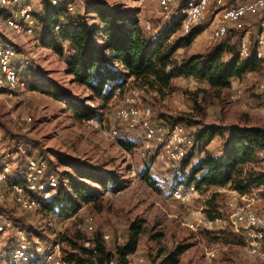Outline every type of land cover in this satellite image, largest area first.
Masks as SVG:
<instances>
[{
    "label": "rangeland",
    "instance_id": "374dc122",
    "mask_svg": "<svg viewBox=\"0 0 264 264\" xmlns=\"http://www.w3.org/2000/svg\"><path fill=\"white\" fill-rule=\"evenodd\" d=\"M64 1L61 0L62 3ZM66 1L72 2L75 9L63 13L61 25L87 15V2L102 1L112 7L138 13L137 18L141 19L143 28L149 22L152 33H156L169 21L183 17L185 4L189 0H177L178 7L169 16L163 14L153 0ZM32 2L36 36L23 35L8 28L4 21L5 15H0V40L20 50L21 56L18 58L22 60V66L20 63L18 67L27 82L25 89L13 94L0 89V163L14 160L16 153L19 154L18 160L22 166L29 157H43L59 178L62 173L75 174V168L80 166L90 169L97 176L111 174L117 187H114L112 181L103 187L85 177L84 180L95 187L98 195L91 201L82 202V209H79L76 217L75 213L62 215L46 207L28 212L19 210L11 189L14 181L0 183V203L6 209L0 216V222L9 225L0 233L2 247L11 250L18 242L19 232L27 236L25 230L14 226L12 222L13 217L27 215L30 222L36 225L35 230L42 231L46 239L41 241L35 237L28 238L32 246L36 243L44 247V250L37 255V261L21 264H45L46 251L56 247L63 257V251L70 248L65 239L74 236L77 221L92 216L96 229L103 234H110L111 239L106 243L109 249L129 239L132 225L141 226L137 248L128 255L130 264H140V258H144L147 264L159 263L167 252L180 245L186 249L180 255L178 264H264V260L247 251L245 236L232 223L227 225L226 222L225 225L205 229H194L191 226L194 224L192 222L208 217L209 209L214 210L208 204L214 198L219 213L228 214L225 202L235 197L229 185L204 192L199 190V195L195 194L186 201L173 199L169 192L175 184L186 182L190 169L206 152L219 153L231 127L238 124L264 126V64L260 63L257 69L241 77H234L231 86L219 92L211 89L206 81H193L191 77L183 75H176L170 86L160 91L127 78L108 101L91 100L84 87L72 83L71 78H68L63 70V57L44 45L48 32L39 20L42 16L41 0ZM92 17L89 14L86 18L94 23ZM210 21L211 18L206 17L202 27H208ZM252 26L246 32H241V35L253 42L257 28L254 24ZM208 33L209 30L201 41L186 49H178L175 57L204 52L206 47L198 45H203L205 39L207 43L211 42ZM178 37L179 34H173L169 39L173 41ZM241 38L234 35L228 41L235 45L237 42L239 44ZM227 57L229 54L224 55L225 59ZM52 82L66 90L71 100L98 107L97 114L88 120L75 119L67 100L57 96L55 90L48 86ZM126 93L139 104L150 106L153 120H169L172 124L181 125L192 142L188 152L191 156L189 165L159 160L157 143V147L150 148V142L142 137L139 129L129 130L114 119V109ZM113 123L120 126L118 137L110 133V125ZM209 126H218L222 130L207 142V135L199 138L198 133ZM121 139L134 143L135 147L127 150L120 144ZM257 157L242 166L244 171L264 170V156L260 153ZM159 181H164L165 189L158 187ZM64 183L68 186L67 177ZM247 193L246 197H239L238 200L253 207L260 200L261 206L255 208L264 212V187L252 186ZM209 252H213L214 256L211 257ZM0 262L12 264L8 257L2 258Z\"/></svg>",
    "mask_w": 264,
    "mask_h": 264
},
{
    "label": "trees",
    "instance_id": "16d2710c",
    "mask_svg": "<svg viewBox=\"0 0 264 264\" xmlns=\"http://www.w3.org/2000/svg\"><path fill=\"white\" fill-rule=\"evenodd\" d=\"M30 2L34 9L32 0ZM66 3L65 0L53 5L49 0H41L42 16L39 20L48 32L44 45L63 58L66 52L70 51L64 59L65 73L71 77L72 83L84 87L89 92L91 100L108 101L127 78L160 91L169 87L176 75H183L206 81L211 89L219 92L229 88L234 77H241L244 73L257 69L260 63L263 64L253 50L249 56L241 57L238 42L231 45L230 41H211L204 52L184 54L177 58L175 52L182 47L186 49L200 33L199 25L194 26L189 33L170 41L169 37L175 35L180 28L183 17L172 20L161 31L152 33V29L144 30L132 11L112 7L102 1L87 2L86 14L93 16L94 23L89 22L87 15H83L67 25H61V17L67 10ZM8 14L9 12L0 5V15ZM225 54H229L227 59L224 58ZM48 86L55 90L57 96L67 100L75 119L88 120L97 114L98 107L71 100L69 93L53 82ZM166 122L178 125L169 120ZM221 130L218 126H209L198 135L199 138L207 135V142H210ZM229 130L230 133L224 137L219 153L206 152L192 166L186 182L179 183H194L201 192L229 185L231 189L244 195L252 186L264 187V170L244 171L242 168L245 163L256 160L258 154H264V126L238 124ZM120 144L127 150L135 147L134 143L124 139L120 140ZM190 159L191 156L187 153L182 160L173 164L187 166ZM75 174H61L58 191L43 204L42 209L46 207L62 215L76 213L82 202L91 201L98 195L95 187L84 180L85 177L95 180L103 187L112 181L114 187H117L116 181L109 173L97 176L90 169L78 166L75 168ZM66 177L68 186L64 185ZM214 199L208 202L214 208L207 211L208 217L220 214ZM5 212V207L0 203V216ZM12 222L14 226L25 230L28 238L35 237L45 241L44 233L35 230L36 225L30 222L27 215L13 217ZM141 231L140 225H132L129 239L109 249L102 231L96 229L88 235L77 229L74 236L66 237L70 248L63 251L62 259L66 264H109L111 260L115 264H130L128 255L135 252ZM88 238L92 240V246L85 247L84 242ZM262 248L264 250V245ZM185 249L184 245H180L167 252L159 263L152 264H178Z\"/></svg>",
    "mask_w": 264,
    "mask_h": 264
},
{
    "label": "bare ground",
    "instance_id": "6f19581e",
    "mask_svg": "<svg viewBox=\"0 0 264 264\" xmlns=\"http://www.w3.org/2000/svg\"><path fill=\"white\" fill-rule=\"evenodd\" d=\"M49 1H51L53 5L61 3V0ZM153 1L157 2V0ZM172 3H177V0H172ZM0 5L3 7V9L9 12V14L4 17L5 24L8 28L20 34L23 33V35L26 34L27 36H36L33 13L34 10L30 0H0ZM185 5L182 23L179 28V35L188 33L187 26H184L188 22V12L190 10L197 9V14L206 15L208 13V6H211V0H189ZM25 6L27 7L24 8ZM65 6L70 12L75 9L72 2H67ZM215 17V22H217V14ZM198 24L200 23L193 24L191 29ZM151 29L152 28L150 27H146V25L144 26V30L146 31H150ZM218 30H225V17H218ZM209 39L214 41L213 29L209 31ZM3 41L0 40V89L4 90V92L7 94H13L25 89L27 82L21 76L20 67H18L20 62L18 59L20 56L19 49L15 45L4 43ZM252 50L255 52L257 59H261L264 64V50ZM252 50L247 53H243V50H239V53L241 57L245 58L252 53ZM7 55L10 56L7 57ZM261 87H263V85H261ZM122 109H124V112H126L128 118L131 120V125H139L144 121V126H151V123L153 126H160V121H155L152 119V108L148 105L139 104L133 96L129 95V93L124 94L122 102L114 109V119L124 125L119 112V110ZM165 123L166 125H170L166 121ZM117 125L115 123L110 125V133L113 137L119 136L120 126ZM170 129L171 130H164V137L166 139H174V146H182V138L185 143H192L190 137H188V135L184 132L181 125H170ZM131 130H138L142 137L146 141L150 142V137L145 136V133L142 132L141 127H133ZM176 130H179V137H176ZM146 135H153V141H156V143L159 145L157 156L169 158V149H167L168 141L164 138H161V132L153 131V128H146ZM188 152L189 150L183 151L181 153V160ZM18 158L19 154L16 153L14 160L0 163V171H4V176L13 178L14 183L12 184L11 189L13 190L14 203L19 210L26 212L32 211L36 208L42 209L43 204L50 200V198L57 192L60 185L59 177L57 173L50 168L49 163L43 157H29L24 161L23 166L20 165ZM179 161L180 160L178 159H171V163H177ZM30 172L34 173V181L27 180ZM6 182L7 180H4L0 174V183ZM157 184L160 189L166 188L164 181H159ZM191 186L192 184L185 185L183 183H178L173 189H169L171 197L174 196V190H180L181 188H188ZM238 198L239 195L235 196L236 211L248 209L246 212H242V220L253 221L255 218H262L264 216V212H260L257 208L249 204H244L241 200H238ZM81 209L82 208H80V210ZM80 210L77 211L74 216L77 217V214L80 212ZM204 219L205 217H202L196 223H204ZM226 222V217L218 216L216 217V220L209 221V227H201V229L212 228L221 224L225 225ZM8 226L9 225L6 222H0V233H3ZM191 226L194 229H199L195 223ZM76 227L78 230L90 235L96 230L95 220L92 216H85L83 219H79L77 221ZM18 237L17 244H15L11 250L2 247L0 242V260L4 257H8L12 264L37 261V255L44 250V247L38 246L36 243H34L32 246L30 240L23 232H19ZM104 239L106 241L110 240V234H104ZM259 240L261 241V245L263 247L264 229H259ZM245 241L247 243V251L252 256H257L258 258L264 260L263 248L262 252H258L259 243H252L250 248L248 236H245ZM30 246H32V249ZM90 246H92L91 242L87 241L86 247ZM46 250H48V248ZM209 255L213 257L214 253L209 252ZM52 256L54 264H66L62 259L61 252L57 250L56 247H54L53 250L46 251V254L44 255L45 264H51ZM138 261H140V264H147L144 258H140ZM111 263H114V261L111 260L109 264Z\"/></svg>",
    "mask_w": 264,
    "mask_h": 264
},
{
    "label": "built area",
    "instance_id": "2783aa9c",
    "mask_svg": "<svg viewBox=\"0 0 264 264\" xmlns=\"http://www.w3.org/2000/svg\"><path fill=\"white\" fill-rule=\"evenodd\" d=\"M157 4L161 12L169 16L177 9L178 3H172V0H157ZM26 7L27 6L24 8ZM210 11H212L213 14H217V22H211L213 26L210 28L213 29L214 42L228 41L232 36L239 35L242 36V38L239 42L238 50H243V53H247L252 49L264 50V0H211V6H208V12ZM206 17L207 15L197 14V9L190 10L188 12V22L184 25L187 26L188 33L191 31V26L193 24L204 22ZM218 17H225V30H218ZM253 21H255L253 24L257 29L252 42L246 39L245 35H241V32H246L252 26ZM144 25H146V27L152 28L149 22H146ZM176 34H179V29ZM9 56L10 55H7V57ZM259 61H261V59H259ZM191 80L195 81V78L191 77ZM119 112L121 114L122 122L127 127V129L131 130L133 127H141L142 132L145 133V136L150 137V148L157 146L156 141H153V135H146V128H153V131H160L161 138L164 139H166L164 137V130H171L170 125H166L165 121L163 120H160V126H153L152 123L151 126H144V121L139 125H131V120L128 118L126 112H124V109L119 110ZM176 137H179V130H176ZM166 140L168 141L167 149H169V158L157 156L159 160L166 163H171V159L181 160V153L183 151L189 150L190 146L192 145V143H185L183 138L182 146H174V139ZM0 174L4 180H7V182L10 183L12 182L13 178L5 177L4 171H0ZM27 180L34 181V173L30 172ZM198 191L199 189H197L196 185L192 183L191 187L174 190V196L172 198L178 201H186L195 194L199 195ZM237 195L244 194L238 193ZM260 202L261 201L258 200L257 206H261ZM225 205L228 214H218V216H226L227 225L232 223L239 232L243 233L244 236H248L250 248L252 243H259L258 252H262V245L261 241L259 240V229H264V216L262 218H255L253 221L242 220V212H246L248 209L236 211L235 197L228 199L225 202ZM218 216H205L204 223H196V221L192 223H195L199 229H201V227H209V221L216 220V217ZM87 241L92 240L88 238L86 239V242ZM86 242H84L85 247ZM51 264H54L53 256Z\"/></svg>",
    "mask_w": 264,
    "mask_h": 264
},
{
    "label": "crops",
    "instance_id": "0c3cea01",
    "mask_svg": "<svg viewBox=\"0 0 264 264\" xmlns=\"http://www.w3.org/2000/svg\"><path fill=\"white\" fill-rule=\"evenodd\" d=\"M135 16L136 17H138L139 16V14L138 13H135ZM216 14H213V12L212 11H210V12H208L207 13V19H209V18H211V21H210V24L208 25V27H202V25L204 24L203 22V24L201 23V25H199V28L201 27V31H200V33L198 34V36L195 38V40L192 42V44L191 45H193V44H195L196 42H198V41H201L202 40V38H203V36H204V34L209 30H211L210 28L213 26V24L211 23V22H215V20H216ZM139 19V22H140V25L141 26H143V23H142V21H141V19L140 18H138ZM172 21V20H171ZM171 21H169V22H171ZM253 23H255V21H253L252 22V24ZM253 27V26H252ZM207 35H209V33L207 34ZM206 35V36H207ZM209 37V36H208ZM190 45V46H191ZM209 45V42L207 43V39H206V41L203 43V45H202V43H199V45L198 46H203V47H207ZM179 49H182V48H179ZM190 49V48H189ZM70 54V51H67L66 52V54H65V56H64V58L63 59H65V57H67L68 55ZM20 56H21V54H20ZM19 56V57H20ZM19 59V64L21 63V65L20 66H22V60L20 59V58H18ZM63 70L65 71V67L63 68ZM68 78H71V77H69L68 76ZM186 79V78H185ZM187 80V79H186ZM195 81H196V79H195ZM232 83H233V81H232ZM263 156H264V154L263 153H261ZM233 194H234V196H238L237 194V192L236 191H233ZM246 194H248V193H246ZM249 196V195H248ZM239 197H242V196H240L239 195ZM136 264H137V262H135Z\"/></svg>",
    "mask_w": 264,
    "mask_h": 264
}]
</instances>
